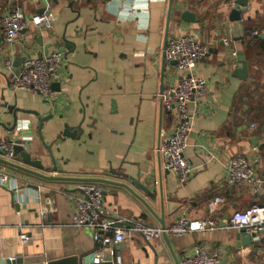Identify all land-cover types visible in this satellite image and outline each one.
<instances>
[{
  "label": "crops",
  "instance_id": "1",
  "mask_svg": "<svg viewBox=\"0 0 264 264\" xmlns=\"http://www.w3.org/2000/svg\"><path fill=\"white\" fill-rule=\"evenodd\" d=\"M231 1L139 0L135 4L140 13L134 16L127 9L132 0H0V137L23 142L34 160L43 155L39 169L0 154L6 162L0 163L1 169L13 179L0 186V261L42 257L46 263L84 264L103 252L110 262L117 250L123 264H180L204 246L227 264H264V233L246 247L236 239L243 232L228 229L234 212L264 206V0H248L255 13L243 22L246 36L239 42L231 35ZM12 7L27 16L47 8L55 15L53 30L39 34L42 43L32 33L26 39L37 47L36 56H45L47 48L49 54L66 55L62 76L54 82L56 106L39 94L9 90L1 20ZM185 11L196 14L199 22H183ZM256 31L259 35L253 37ZM184 35L208 46L198 67L208 91L198 106L191 104L197 115L185 157L197 172L179 185L158 153L174 129L175 116L155 97L177 81L175 63L165 59L164 50L169 39ZM250 39L254 46L248 48ZM234 52H243L250 62L245 80L234 76ZM50 115L41 123V117ZM15 123L28 125L18 135L11 133ZM67 124L82 128L80 138L54 144L53 165L45 144H53ZM238 156L250 161L260 187L226 186V170ZM7 163L43 177L26 175ZM84 184L103 187L104 220H143L161 227L142 199L159 217L165 216L166 226L185 216L190 221L211 218L220 230L168 236V242L162 238L150 244L132 235L121 245L104 247L89 230L72 223L70 196L78 195ZM162 197L183 208L169 217L168 209L162 210ZM217 198L224 203L214 210ZM22 234L30 236L28 245L22 243Z\"/></svg>",
  "mask_w": 264,
  "mask_h": 264
},
{
  "label": "built area",
  "instance_id": "2",
  "mask_svg": "<svg viewBox=\"0 0 264 264\" xmlns=\"http://www.w3.org/2000/svg\"><path fill=\"white\" fill-rule=\"evenodd\" d=\"M138 1L132 0L127 8L134 16L140 13L135 4ZM229 6L230 9H235L236 0H232ZM242 11V22H245L254 15L255 8L248 4L246 8H242ZM54 20L55 15L50 8L42 13L27 16L20 7L5 10L1 20L2 37L5 43L4 65L5 69L11 73L9 90L14 93L23 91L39 94L52 106L57 105V92L53 85L62 76L61 70L66 55L64 52L54 51L45 56H36L37 47L32 40L26 39V36L32 33V37L36 38L43 32L50 33L53 30ZM258 35V31L252 33L253 37ZM224 43L229 44L226 40ZM207 54L208 46L200 43L193 35L172 37L167 41L164 50L165 59L175 63L177 81L158 94L155 99L161 102L166 113L175 116L176 122L172 133L158 148V153L167 160V169L175 174L179 185L187 183L197 172V169L186 159L185 150L189 145L193 121L197 115L195 110L191 109V104L198 106L207 96V81L198 74V67ZM16 55H20L23 59L17 71H15ZM232 56L235 58L236 52ZM27 125V123L18 124L15 128L16 133L20 135ZM16 145L24 147V143L18 139L6 144L0 137V147H7L8 157H12V150ZM12 182V177L0 167V186L6 187ZM225 184L228 187H260L261 181L257 179L250 161L238 156L230 160L226 170ZM79 192L78 195L70 196V201L74 205L72 223L78 229L89 230L94 241L101 243L104 247L121 245L132 235H137L145 243L150 244L161 240L165 235L178 239L192 233L220 230L219 222L211 218L190 221L187 217L180 216L166 228L148 225L143 220L118 217L104 220L106 209L103 204V187L99 184H84L79 188ZM223 203L222 198H217L212 207L216 210ZM228 229L245 232L251 235L253 242H258L264 233V206L255 204L244 211L234 212L229 219ZM21 241L28 245L31 238L22 234ZM113 256L112 261H106L102 252V255L94 260V264H123L117 250L114 251ZM180 264L227 263L222 256L209 253L204 246H197L193 253Z\"/></svg>",
  "mask_w": 264,
  "mask_h": 264
},
{
  "label": "water",
  "instance_id": "3",
  "mask_svg": "<svg viewBox=\"0 0 264 264\" xmlns=\"http://www.w3.org/2000/svg\"><path fill=\"white\" fill-rule=\"evenodd\" d=\"M248 5V0H236V8L230 11L229 14V20H230V27H231V35L232 39L234 42H239V41H244L245 40V31L246 28L243 26L242 22V8H246ZM181 20L185 23H198L199 20L197 19V15L190 12V11H185L181 15ZM63 41L68 49L71 48V44L69 41H67L66 36H63ZM38 42L42 43V36L38 37ZM58 42V41H57ZM60 44V42H58ZM49 54L48 48L45 50V55ZM23 59H17L15 61V68L17 69ZM233 63L236 65V69L234 71V76L241 79L245 80L249 76V66L250 62L246 60V56L243 52H236V57L233 58ZM54 89L58 87V85L54 84L53 85ZM13 109L9 108L11 111ZM52 116H47V117H41L40 121L41 123L46 122L49 120ZM16 128V123L13 126V129L11 130V133L15 130ZM82 128L79 127L77 129H73L72 127L69 126V124L65 125L64 130L60 133V135L57 136L56 141L51 144L47 145L45 144V148L49 154V157L52 160L53 165H55V160H54V154H53V145L59 146L62 141H64L67 138H73V139H78L79 140V134L81 132ZM4 142L6 144L13 143L14 140L11 138H5ZM0 154L4 156H8V151L7 147H0ZM37 155L39 153H36ZM40 159L34 160L32 153L26 152L24 150V147L21 146H14L12 150V157H18L20 158L24 164L29 165L31 167H37V168H42L43 163L41 160V157L43 156L42 154H39ZM0 163H6L3 159H0ZM10 167H13L16 170H19L23 172L26 175H31V176H37V177H43L42 175L28 169L25 167H21L18 165H13L11 163H7ZM46 179V177H44ZM139 188L146 194H150L149 190L147 188H144L139 185ZM141 202L145 205V207L148 209V211L152 214V216L158 221L160 226L162 228H166V221H165V216L161 215L160 217L153 211L148 204H146L142 199ZM161 207L162 210H165V207L168 209V216L172 217L175 213L180 211L183 208L182 204L179 203H167L164 197L161 199ZM167 242L169 241L168 235H165L163 237ZM237 241L241 242L243 246H250L252 245V237L251 235L243 232L241 234L236 235ZM94 259L95 256L92 255L88 260L84 261V264H94ZM0 264H53V263H46L45 259L42 257H34V258H25V259H17V260H7V261H0Z\"/></svg>",
  "mask_w": 264,
  "mask_h": 264
},
{
  "label": "trees",
  "instance_id": "4",
  "mask_svg": "<svg viewBox=\"0 0 264 264\" xmlns=\"http://www.w3.org/2000/svg\"><path fill=\"white\" fill-rule=\"evenodd\" d=\"M247 44H248V45H247L248 48L253 47V46H254V41L250 39V41H248Z\"/></svg>",
  "mask_w": 264,
  "mask_h": 264
}]
</instances>
